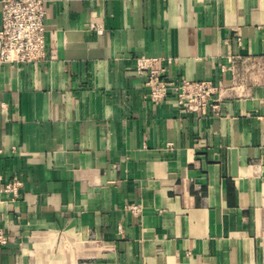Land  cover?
Segmentation results:
<instances>
[{"label":"crops","instance_id":"1","mask_svg":"<svg viewBox=\"0 0 264 264\" xmlns=\"http://www.w3.org/2000/svg\"><path fill=\"white\" fill-rule=\"evenodd\" d=\"M43 1L46 57L0 63V264H264V0Z\"/></svg>","mask_w":264,"mask_h":264},{"label":"built area","instance_id":"2","mask_svg":"<svg viewBox=\"0 0 264 264\" xmlns=\"http://www.w3.org/2000/svg\"><path fill=\"white\" fill-rule=\"evenodd\" d=\"M2 26L0 28V63L39 62L46 57L47 9L43 0H1ZM98 32H102L101 29ZM159 57L141 56L137 59V72L147 74L146 85L150 97L161 102L176 95L181 109L199 112L216 101L219 87L208 80L168 79L167 66L173 60L168 58L165 66H159ZM19 183L9 182L3 191L17 194ZM141 212L140 206L130 208ZM8 234L0 228V247L8 244Z\"/></svg>","mask_w":264,"mask_h":264}]
</instances>
